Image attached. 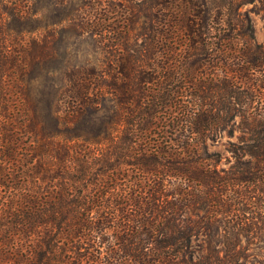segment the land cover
<instances>
[{
    "label": "trees",
    "instance_id": "16d2710c",
    "mask_svg": "<svg viewBox=\"0 0 264 264\" xmlns=\"http://www.w3.org/2000/svg\"><path fill=\"white\" fill-rule=\"evenodd\" d=\"M33 4L30 64L64 83L33 149L23 124L0 134V264H264V42L244 9L264 0ZM66 35L93 60L72 65Z\"/></svg>",
    "mask_w": 264,
    "mask_h": 264
},
{
    "label": "rangeland",
    "instance_id": "374dc122",
    "mask_svg": "<svg viewBox=\"0 0 264 264\" xmlns=\"http://www.w3.org/2000/svg\"><path fill=\"white\" fill-rule=\"evenodd\" d=\"M127 1L134 4L142 0ZM3 4L7 11L15 9L16 15L15 18L11 19L4 15L1 22L3 29L0 31V46L6 45L9 58L14 60V66L6 67L3 72L0 66V134L8 127L9 130L13 131L15 126L23 124L24 130L21 131L18 127V134L23 142V146L18 149V152L25 154L26 151L33 149L31 147L35 139L33 129L28 126L30 124L37 126L39 132L41 127H47L50 119L47 105L56 102L64 81L62 75L55 71L56 62L52 61L51 64L45 65L40 57L37 63L30 64L29 55L33 49V42L41 43L45 36V31L42 29L45 12L40 11V5H36V7L34 4L31 5L32 0H3ZM28 9L29 12L26 13ZM244 9L251 14L257 41L263 43L264 12L261 11V4H250ZM24 13L31 14V17L30 15H23ZM52 30L55 28L52 27ZM3 37L4 40H2ZM64 37H60V45L69 46L72 65L79 67L86 64L88 60H93L94 47L89 40L77 39L76 36L71 35ZM33 108L35 110L34 115L32 113ZM60 116H64V114ZM64 129L65 126L59 122L58 133L61 134ZM45 132L54 134V131L43 130L41 133ZM22 134L25 135L24 138ZM228 140V138H224L213 148L220 150L224 156H228L226 151ZM33 163H36V159Z\"/></svg>",
    "mask_w": 264,
    "mask_h": 264
}]
</instances>
